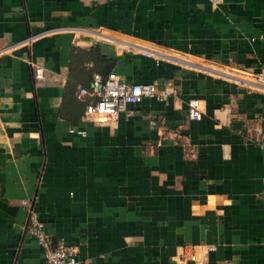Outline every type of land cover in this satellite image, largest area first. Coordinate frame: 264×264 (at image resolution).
I'll return each mask as SVG.
<instances>
[{"label": "crops", "instance_id": "crops-1", "mask_svg": "<svg viewBox=\"0 0 264 264\" xmlns=\"http://www.w3.org/2000/svg\"><path fill=\"white\" fill-rule=\"evenodd\" d=\"M90 47L178 97L85 121ZM260 74L264 0H0V264H43L24 202L77 264H264Z\"/></svg>", "mask_w": 264, "mask_h": 264}, {"label": "built area", "instance_id": "built-area-1", "mask_svg": "<svg viewBox=\"0 0 264 264\" xmlns=\"http://www.w3.org/2000/svg\"><path fill=\"white\" fill-rule=\"evenodd\" d=\"M34 78L42 79V69L34 68ZM257 81L264 83V75L260 74ZM179 92L169 87H159L157 83L127 84L113 76L103 81L99 76L94 77L91 88H81L77 100L85 104L84 120H94L96 123H107L115 126L120 115L128 113V106L139 105L144 100H154L165 104L170 98L178 97ZM202 118L200 103L196 99L187 102V120L197 122ZM264 154V141L258 144ZM26 208L28 233L43 249V264H77V248L61 239L53 248L50 247V237L43 222L39 219L30 204L23 203ZM212 250V247H208Z\"/></svg>", "mask_w": 264, "mask_h": 264}, {"label": "trees", "instance_id": "trees-1", "mask_svg": "<svg viewBox=\"0 0 264 264\" xmlns=\"http://www.w3.org/2000/svg\"><path fill=\"white\" fill-rule=\"evenodd\" d=\"M85 63H91L92 68L88 70L81 68L83 72L77 71L79 66ZM114 65L115 60L101 55L98 47L87 49L72 48L70 53L69 80H74L78 83L79 81H83L80 87L89 89L93 84L95 76H99L105 81L110 76Z\"/></svg>", "mask_w": 264, "mask_h": 264}, {"label": "bare ground", "instance_id": "bare-ground-1", "mask_svg": "<svg viewBox=\"0 0 264 264\" xmlns=\"http://www.w3.org/2000/svg\"><path fill=\"white\" fill-rule=\"evenodd\" d=\"M97 36L100 37V38H105V37H107L106 35L101 34V33H98ZM125 42L131 43L132 41H125ZM138 45H140V44H138ZM142 47H146V46H142ZM154 52L158 53L159 51L155 50ZM163 53H164V52H162V53L159 52L158 54H159V55H162V56H165ZM192 63L195 64L196 66H199V67H202V68H204V67L206 68V66H204V64H201V63H199V62H194V61H192ZM207 67L210 68V67H212V66L207 65ZM206 69H207V68H206ZM239 80L242 81L241 78H239Z\"/></svg>", "mask_w": 264, "mask_h": 264}, {"label": "rangeland", "instance_id": "rangeland-1", "mask_svg": "<svg viewBox=\"0 0 264 264\" xmlns=\"http://www.w3.org/2000/svg\"><path fill=\"white\" fill-rule=\"evenodd\" d=\"M128 40V39H127ZM211 66V65H210ZM220 71H222V73H227V74H231V75H233V76H236V74H233V73H231V72H229V71H227V70H220ZM237 76H239L240 77V75H237Z\"/></svg>", "mask_w": 264, "mask_h": 264}, {"label": "water", "instance_id": "water-1", "mask_svg": "<svg viewBox=\"0 0 264 264\" xmlns=\"http://www.w3.org/2000/svg\"><path fill=\"white\" fill-rule=\"evenodd\" d=\"M191 65V64H190ZM193 66V65H192ZM196 67V66H195ZM196 68H199V69H201V70H204V71H206V69H204V68H202V67H199V66H197Z\"/></svg>", "mask_w": 264, "mask_h": 264}]
</instances>
